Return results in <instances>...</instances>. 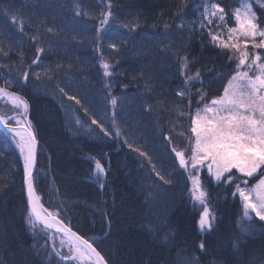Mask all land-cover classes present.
I'll return each instance as SVG.
<instances>
[{
  "label": "trees",
  "instance_id": "1",
  "mask_svg": "<svg viewBox=\"0 0 264 264\" xmlns=\"http://www.w3.org/2000/svg\"><path fill=\"white\" fill-rule=\"evenodd\" d=\"M216 4L224 8L222 20L218 9L211 15ZM249 4L260 23L264 0H0V88L26 102L33 129H39L36 192L44 207L90 240L110 264H237L262 255L264 231L258 218L254 230L241 237L236 223L242 204L231 197L234 189L217 186L205 171L200 177L219 228L200 234L189 173L173 152L191 154L189 116L202 107L194 93L202 90L214 99L236 75V64L229 60L234 50L214 46L210 38L228 40L229 30L237 26L236 9ZM108 11L116 17L115 26L94 43L101 14ZM247 51L248 63L253 51L261 53L258 63H264V51L251 44ZM197 72L203 83L188 79ZM185 89L187 99L177 95ZM108 95L116 102L111 124L105 117ZM20 111L0 102L1 115ZM93 120L119 132V138L103 137ZM120 140L146 155L130 151ZM16 141L0 130V261L78 264L60 250L64 237L34 221ZM94 160L110 168L99 180ZM153 166L171 184L159 181ZM163 224L167 227L158 226ZM96 238H101L98 243ZM237 239L243 241L239 252L233 247ZM201 241L204 251L198 247Z\"/></svg>",
  "mask_w": 264,
  "mask_h": 264
},
{
  "label": "snow or ice",
  "instance_id": "2",
  "mask_svg": "<svg viewBox=\"0 0 264 264\" xmlns=\"http://www.w3.org/2000/svg\"><path fill=\"white\" fill-rule=\"evenodd\" d=\"M260 6L264 9V4ZM217 9L221 13L219 18L222 20L224 8L219 4L212 6L211 15H216ZM208 12L209 9L205 8V12L202 13L205 20L207 18L205 14ZM101 15L104 18L99 21L93 40L94 43H99L102 34L109 33L115 26L116 17L111 11ZM108 17L112 18V23H109ZM12 20L17 22L15 16L12 17ZM235 20L237 26L229 30L228 40L222 39L219 35H211L210 43L221 49L234 50L229 56V60L234 61L236 64V75L231 76L226 85H222V94L214 99L209 100L208 95L202 90H197L194 93L199 97L197 104L202 105V107L196 110L194 117L189 116V119H191L190 131L194 134L190 138L194 141V144L189 147L190 160H185L183 152H176L173 149L181 169L187 172L189 162L191 163L192 172L188 176V179L193 182V187L189 190L190 200L199 201L197 210L202 209V211H199V219L197 220V227L201 235L212 233L219 228V225L214 222L215 217L212 216L207 202L203 198L204 194L200 192L197 195L200 189L199 173L202 170L217 183V186H227L230 190L234 189L230 191L231 197L239 200L242 204V214L236 223L241 237L245 233L254 230L252 227L254 218H258L256 222L262 225L260 231H264V63H258L262 57L261 53L257 51H253L251 63H248L249 52L247 51L249 44L254 50L264 51V20H261L260 23L257 22V15L250 4L245 6L243 12L239 8L236 9ZM120 26L128 27L126 24ZM132 30H135V25ZM258 37L259 40H257ZM229 41L233 42L229 43ZM110 47L116 49L117 44L112 43ZM252 65H257V71L252 70ZM241 66L252 71V75H249L248 71L240 72ZM181 67H184V65H181ZM22 76L23 81L28 80L27 72H24ZM188 79L203 83L199 72L195 77H189ZM17 83L20 84L21 81L18 80ZM60 92L64 93V90L60 89ZM64 94L66 95V93ZM177 95L187 99V89L177 93ZM69 99L76 101L77 104L80 103L76 96H71ZM205 101L208 102L205 103ZM12 102L13 104L18 103L24 111L22 113L15 112L8 118L0 117V123L4 124L9 132L19 137L18 145L23 157L22 169L28 203L32 207V212L40 217V212L37 211L33 199L34 180L38 183L41 176L40 169L36 168L39 129L37 127L35 133L32 131L33 126L28 119V105L24 101L18 102L16 99H13ZM112 103L115 104V100ZM189 104H191L190 100ZM92 123L98 124L103 137L108 140L119 138V132H109L104 124L99 121L93 120ZM17 128L22 131L18 132ZM166 139L168 138L166 137ZM120 143L130 151H135L141 156L146 155L140 153L138 148L133 149L132 145L126 140H120ZM103 159L110 163V154L105 153ZM93 163L99 174L96 177L98 180L107 171H110V168L105 169L100 160H94ZM34 168H36L35 176ZM151 172L165 185L171 184V181L166 180L165 176L161 175L155 166L152 167ZM250 179L256 180V183L249 185ZM104 186V183L99 184L101 189ZM45 223H47V220H45ZM105 223L110 229L111 220L106 219ZM158 226L167 227V224ZM65 231V228H60L61 233ZM107 234L105 233V235ZM72 235H75V233H72ZM99 239L101 238H96L95 242L98 243ZM242 243L241 239L234 242L233 247L237 252H239ZM74 244L77 254L81 257L87 254L90 261L93 260V257L95 258L94 264H108V260L93 247V243H90L89 240L77 237ZM82 246H85L83 251L81 250ZM198 247L201 251H204L205 243L201 241ZM260 251L262 255L248 260L241 259L237 264H256L257 260L264 264V249ZM63 259L68 260L69 257L65 256ZM0 264H3V261H0ZM208 264H220V262L209 261Z\"/></svg>",
  "mask_w": 264,
  "mask_h": 264
},
{
  "label": "rangeland",
  "instance_id": "3",
  "mask_svg": "<svg viewBox=\"0 0 264 264\" xmlns=\"http://www.w3.org/2000/svg\"><path fill=\"white\" fill-rule=\"evenodd\" d=\"M243 11H245V8H243V9H241V12H243ZM259 38V37H258ZM240 39H243L242 37L240 38ZM241 68V67H240ZM252 70H254V71H257V66H255V65H252ZM240 72H245V71H248V73H249V75H252V71H249V69L248 68H241L240 70H239ZM6 94L8 95V94H10L8 91H3V90H1L0 89V102H3V103H9V104H11L13 107H15V108H18V109H20L21 111H20V113H22L23 111H24V109H23V107H21L19 104H13L9 99H8V97L6 96ZM14 95H16V96H18L17 94H14ZM20 99H21V101H24L20 96H18ZM108 97H109V95H108ZM25 102V101H24ZM113 99H110V97L109 98H107V105L108 106H106L105 108V117H106V119H107V121H109V124H111L112 123V121H113V119H112V114H114V113H112V111H113V109H112V106L114 105L113 103ZM26 103V102H25ZM202 115H203V113H201ZM13 114H11L10 116H12ZM10 116H4V115H1L0 114V117H5V118H8V117H10ZM195 116V115H194ZM19 118V117H18ZM114 123V122H113ZM18 140L19 139H17V141H16V144H17V146H18V148H19V145H18ZM179 152H181V151H179ZM184 153V158H185V160H190V155H187L185 152H183ZM21 154V153H20ZM203 171V170H202ZM202 171L199 173V183H200V189H199V192L197 193V195H199V193L200 192H202L203 194H204V199H205V201L207 202V206H208V197H207V192H206V190H205V188L203 187V185H202V180H201V177H200V174L202 173ZM187 172L189 173V175L191 174V172H192V169H191V163L189 162V166H188V169H187ZM193 187V182L191 181V188ZM191 204H192V206L194 207V205H195V210H197L198 209V207H199V201H193V200H191ZM209 207V206H208ZM210 209V208H209ZM199 211H202V209H199ZM211 211V210H210ZM212 214V213H211ZM212 216H213V214H212ZM214 217V216H213ZM68 240V239H67ZM66 239H61V240H59V248H60V250H66V251H68L69 253H71L72 255V259H75L77 262H78V264H90V262L92 263V264H94V260H89L88 258H87V254L85 255V256H83V257H81L80 255H78L77 254V252H76V250H75V244L73 243V242H68ZM81 250L83 251V249L81 248Z\"/></svg>",
  "mask_w": 264,
  "mask_h": 264
},
{
  "label": "water",
  "instance_id": "4",
  "mask_svg": "<svg viewBox=\"0 0 264 264\" xmlns=\"http://www.w3.org/2000/svg\"><path fill=\"white\" fill-rule=\"evenodd\" d=\"M28 119L30 120V118H29V116H28ZM13 127L15 126V125H12ZM0 130H2V131H4L5 133H7V134H9L10 136H15V134L14 133H11V132H9L8 130H7V127L4 125V124H2V123H0ZM17 131H22L21 129H19V128H17ZM32 131L35 133V131H34V129H33V127H32ZM20 151V150H19ZM38 154H39V140H38V138H37V157H36V159H37V164H36V168H37V166H38ZM22 155V154H21ZM36 168H34V175H35V173H36ZM33 187L35 188V186H34V183H33ZM24 188H25V185H24ZM36 190V189H35ZM25 196H26V203H27V206H28V208H29V210H30V213H31V215H32V217L34 218V221L37 223V224H39V225H41L44 229H46V230H48V231H51V232H53V233H56V234H58V235H60V236H63V237H65V238H67L68 240H70V241H72L73 243H74V241L76 240V238L77 237H81V238H83V239H85V240H88L86 237H84V236H82L80 233H78L76 230H74L73 228H71L70 226H68L61 218H59L57 215H55V214H53V213H51L47 208H45V211L48 213V214H51V215H53L58 221H59V225H53V224H51L49 221H48V216H47V214H45L44 212H42V211H40L38 208H37V206H36V209H37V211H39L40 212V217H37L33 212H32V207H31V205L28 203V195H27V191H26V188H25ZM42 217V218H41ZM45 220H47V223H45ZM61 227H63V228H65V232L64 233H61L60 232V228ZM72 233H75V235H72ZM89 242L90 243H92L90 240H89ZM84 247L85 246H82V249L84 250ZM93 247H95L96 248V250L97 251H100L94 244H93ZM102 254V253H101ZM103 255V254H102ZM95 258L93 257V260H94ZM106 259V258H105ZM108 264H110L109 262H108Z\"/></svg>",
  "mask_w": 264,
  "mask_h": 264
},
{
  "label": "bare ground",
  "instance_id": "5",
  "mask_svg": "<svg viewBox=\"0 0 264 264\" xmlns=\"http://www.w3.org/2000/svg\"><path fill=\"white\" fill-rule=\"evenodd\" d=\"M8 97V99L12 102V100L13 99H16L18 102L19 101H21V99L18 97V96H16V95H9V96H7ZM13 103V102H12ZM18 104V103H17ZM18 132H20V131H18ZM17 139H19V137L18 136H15ZM33 199H34V201H35V203H36V206H37V208L40 210V211H42V212H44L45 214H47V216H48V221L51 223V224H53V225H59L60 223H59V221L53 216V215H51V214H48L46 211H45V208H44V205H43V203L41 202V199H40V197L38 196V194H37V192H36V190H35V188L33 187Z\"/></svg>",
  "mask_w": 264,
  "mask_h": 264
}]
</instances>
